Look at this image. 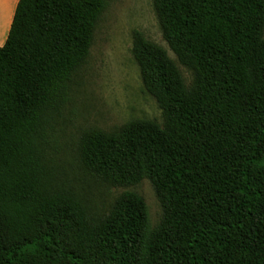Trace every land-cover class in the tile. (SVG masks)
Instances as JSON below:
<instances>
[{"label":"trees","instance_id":"16d2710c","mask_svg":"<svg viewBox=\"0 0 264 264\" xmlns=\"http://www.w3.org/2000/svg\"><path fill=\"white\" fill-rule=\"evenodd\" d=\"M107 6L18 2L0 47V264H264V0H154L192 84L135 31L163 125L137 119L80 137V163L100 182L150 180L162 206L153 228L134 191L94 214L58 181L45 148Z\"/></svg>","mask_w":264,"mask_h":264},{"label":"rangeland","instance_id":"374dc122","mask_svg":"<svg viewBox=\"0 0 264 264\" xmlns=\"http://www.w3.org/2000/svg\"><path fill=\"white\" fill-rule=\"evenodd\" d=\"M107 2L89 57L72 79L67 102L52 115L45 148L58 181L78 192L94 214L106 215L122 193L134 191L143 197L149 228H153L161 220L162 206L150 180L129 187L100 182L80 163V137L94 128L115 132L137 119L163 125V112L146 91L132 53L135 31L167 51L187 86L194 77L164 39L154 0Z\"/></svg>","mask_w":264,"mask_h":264},{"label":"crops","instance_id":"0c3cea01","mask_svg":"<svg viewBox=\"0 0 264 264\" xmlns=\"http://www.w3.org/2000/svg\"><path fill=\"white\" fill-rule=\"evenodd\" d=\"M19 0H0V47L6 43Z\"/></svg>","mask_w":264,"mask_h":264}]
</instances>
